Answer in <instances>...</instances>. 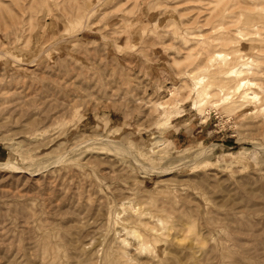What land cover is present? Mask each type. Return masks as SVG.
I'll return each instance as SVG.
<instances>
[{
	"label": "rangeland",
	"instance_id": "374dc122",
	"mask_svg": "<svg viewBox=\"0 0 264 264\" xmlns=\"http://www.w3.org/2000/svg\"><path fill=\"white\" fill-rule=\"evenodd\" d=\"M263 81L264 0H0V264H264Z\"/></svg>",
	"mask_w": 264,
	"mask_h": 264
},
{
	"label": "bare ground",
	"instance_id": "6f19581e",
	"mask_svg": "<svg viewBox=\"0 0 264 264\" xmlns=\"http://www.w3.org/2000/svg\"><path fill=\"white\" fill-rule=\"evenodd\" d=\"M218 58V61H217V64H216V67L214 68V72H211L212 74L209 76L210 77V81L207 82V79L205 76L199 78L198 80H195L193 82V85H192V92L196 94V97L200 98L201 101H195V104H196V107H200L202 105H204V102H207L209 98H211V92L212 90L214 89V87L217 88V90L219 91V93H221L222 95V103L226 100H228L230 97V92H228L229 90H232L235 91V92H239L240 89L244 86H249V85H252V81L249 80V79H243L240 83L237 82L235 79H234V82L233 83H230V84H223L222 82H217V79H218V75H216V73H222V71H220V68H219V71L215 72L217 70V67L220 66L219 63L221 62H225L226 63V59H227V55H223L221 52L217 54L216 56ZM214 66V64H213ZM242 67L241 68H238L232 72H230L229 75H236V74H240L242 71ZM245 70H243L244 72ZM247 72V71H246ZM256 73V72H255ZM264 82V81H263ZM245 97L246 98H250L251 100H257L259 97L256 93L254 92H245ZM135 218V217H134ZM152 231V230H151ZM39 235V234H38ZM47 238V237H46ZM45 239V238H44ZM42 241V240H41ZM42 247V246H41ZM38 249V248H37ZM45 249V248H44ZM42 250V248H41ZM45 252V251H44ZM30 256V255H29ZM37 258V257H36ZM41 258V257H40ZM33 259V258H32ZM33 261V260H32ZM39 261V260H38ZM40 262V261H39Z\"/></svg>",
	"mask_w": 264,
	"mask_h": 264
}]
</instances>
